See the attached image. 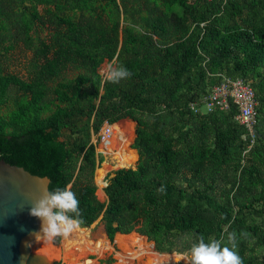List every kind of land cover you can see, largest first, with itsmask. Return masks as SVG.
<instances>
[{
  "label": "trees",
  "instance_id": "trees-1",
  "mask_svg": "<svg viewBox=\"0 0 264 264\" xmlns=\"http://www.w3.org/2000/svg\"><path fill=\"white\" fill-rule=\"evenodd\" d=\"M202 1L205 13L190 28L186 17L192 7L187 0H0V43L5 39L20 42L30 52L32 67L24 79L0 72V105L7 102L12 89L18 92L12 98L14 107L0 115V135L53 132L59 147L61 188L70 184L68 188L80 201V227H88L101 214L103 232L110 243L115 233L135 230L152 241L157 251H164L161 235L176 226L192 224V213L196 218L204 216L209 228L214 226L213 238L220 235V216L227 211L212 194L217 188L214 170L202 168L206 152L212 154V148L193 145L191 150L167 156L161 152L156 135H150L146 128L149 119L153 128H161L159 109L179 116L200 113H193L188 103L199 100L216 84L218 73L240 76L251 86L242 74L264 64L262 42H251L243 30L227 41L228 36H217L215 27L207 23L227 14L239 0H226L223 5L217 0ZM260 4L264 7V0ZM116 14H122V25ZM41 28L48 30L44 36L39 34ZM235 49L243 52L242 60H234L232 72L236 74L217 67L219 60L232 56ZM105 59L123 64L131 77L119 83L101 80L97 69ZM190 80L195 83L193 90L187 84ZM183 86L190 89L183 90ZM48 105L52 109L45 114ZM235 112L229 104L225 110L200 113L207 115L208 122H195L194 134L199 139L211 135L217 147L231 131L226 124L231 119L238 137L246 129L233 119ZM90 116L94 131L103 121H135L130 144L136 152L135 165L108 174L102 188L105 201L96 197L93 183L97 159L93 145L88 144ZM257 133L255 121L252 137ZM73 153L80 155V164L70 181L66 162ZM179 179L185 186L177 183ZM186 187L193 191L186 192ZM177 195L198 201L195 208L186 211L187 217L171 208ZM248 199L236 192L228 200L238 208H247ZM204 201L209 202V208L201 209ZM169 208L171 217L167 220ZM214 213L219 215L216 221ZM161 224L163 231L159 230ZM238 229L232 223L227 226L228 231L241 233ZM238 233L237 242L242 235Z\"/></svg>",
  "mask_w": 264,
  "mask_h": 264
},
{
  "label": "rangeland",
  "instance_id": "rangeland-1",
  "mask_svg": "<svg viewBox=\"0 0 264 264\" xmlns=\"http://www.w3.org/2000/svg\"><path fill=\"white\" fill-rule=\"evenodd\" d=\"M261 1V0H260ZM259 0H239L232 3L229 12L219 17L210 18L207 22L214 26L217 30V36H228L227 41L238 30H243L249 34L250 41H258L264 44V7L261 6ZM187 5L192 7V11L187 13L186 21L193 27L194 23L204 15L206 5L202 0H187ZM75 16V13H70ZM118 18L122 14H116ZM120 25L123 24L120 18ZM48 30L40 29L39 34L44 36ZM30 52L25 49L20 42H13L11 39H5L0 43V72L15 74L20 78H26L30 70ZM243 52L235 49L232 56L228 55L219 60V68L233 73L232 68L234 60H242ZM106 64L99 66L100 72L106 68ZM195 72V68H193ZM72 73H70L71 75ZM238 74V73H237ZM69 75V76H70ZM251 82L257 100L256 106V127L258 133L254 135L253 140L248 132L240 133L237 137V128L231 119H227L226 124L231 127V131L227 133L225 139H222L220 145L216 147L212 143V136L208 135L204 139H199L195 134V122H208L207 115H199L205 111L202 106L196 111L189 108L193 113H187L184 116H179L177 113H166L159 109L162 114V126L160 129L153 128L152 120L149 119L146 128L150 135H156L159 142L161 152L167 156H175L185 150H191L193 145H201L204 148H212L213 153L206 152V157L203 159L202 168L204 170H214L217 188L212 192L216 196L219 204L224 205L227 213L220 216V235L218 239H223L227 242L228 235L233 233L232 230H227L228 224L241 229L242 234L240 241L237 242L238 251L243 258L244 264H264V64L256 66L250 71L242 74ZM190 85L193 90L195 83L190 80ZM186 84V83H185ZM198 88V87H197ZM183 90H189L188 86H183ZM18 92L12 89L9 92V99L6 103L0 105V115H6L13 107L14 101ZM201 98V97H200ZM199 98V99H200ZM199 101V100H197ZM190 103V102H189ZM188 103V104H189ZM45 111L47 114L52 106ZM197 120V121H196ZM93 116L88 119V144H92L94 153L97 159V166L94 169L93 183L95 185V194L100 201H105L102 184L97 181V176L101 173L106 183L108 174L117 168H133L136 160V152L132 150L130 144L134 136L135 121L130 119H121L113 123H109L113 133L109 136V143L102 145L98 141L99 129H92ZM107 122V121H106ZM108 123V122H107ZM226 125L223 126V129ZM254 132V130H253ZM247 134L249 138H247ZM119 157L126 158L128 165L119 166L117 159ZM101 158V159H99ZM99 159V160H98ZM80 164V155H73L66 162L67 172L72 181L77 174ZM105 172V175L103 174ZM181 186H185L182 179L177 181ZM197 184V183H196ZM70 184L67 185L69 187ZM186 192H192L193 188L186 187ZM223 190L224 193H219ZM238 193L243 197H248L246 201L247 208H238L228 200L233 193ZM178 196V195H177ZM198 203L193 198L177 197V202L171 201V208L177 215L186 216V211L189 208H195ZM201 209L209 208V202L200 203ZM193 215V223L189 226H176L170 229L166 234H162V246L164 251H157L154 248L153 242L139 232L132 230L125 235H117L113 241L109 243L103 232L101 214L88 227H79L73 231L68 237L58 238V254L55 264H120L116 257L121 256L126 252V246L131 240L136 241L141 249H147L151 245L154 251L163 255L159 259H167L170 255L175 254L178 259L181 255H186L192 244L196 243L198 238L203 236L207 242L213 238L214 226L209 228L208 221L204 216L196 218ZM169 213L165 219L170 220ZM219 218L218 213H214V220ZM226 223V224H225ZM213 228V229H212ZM238 229V230H239ZM160 231L164 230V224L159 227ZM148 245V246H147ZM180 254V255H178ZM135 256L132 254L131 257ZM150 253L137 254L131 262L137 264H149ZM122 261V258L119 257ZM177 261V260H176ZM174 261L173 264H177ZM179 264H186L183 260ZM156 264H159L156 262Z\"/></svg>",
  "mask_w": 264,
  "mask_h": 264
},
{
  "label": "water",
  "instance_id": "water-1",
  "mask_svg": "<svg viewBox=\"0 0 264 264\" xmlns=\"http://www.w3.org/2000/svg\"><path fill=\"white\" fill-rule=\"evenodd\" d=\"M57 187L60 154L53 132L0 135V264L56 263L58 238H42L30 201Z\"/></svg>",
  "mask_w": 264,
  "mask_h": 264
},
{
  "label": "clouds",
  "instance_id": "clouds-1",
  "mask_svg": "<svg viewBox=\"0 0 264 264\" xmlns=\"http://www.w3.org/2000/svg\"><path fill=\"white\" fill-rule=\"evenodd\" d=\"M102 75L106 82L119 83L130 78L132 73L114 60L106 66ZM30 202V215L41 219L44 239L53 241L57 237H68L83 223L80 201L76 193L68 187L45 189ZM180 260H184L186 264H244L234 232L228 235L227 242L216 238H210L206 242L203 236L199 237L192 244L189 253L179 257L177 264Z\"/></svg>",
  "mask_w": 264,
  "mask_h": 264
},
{
  "label": "built area",
  "instance_id": "built-area-1",
  "mask_svg": "<svg viewBox=\"0 0 264 264\" xmlns=\"http://www.w3.org/2000/svg\"><path fill=\"white\" fill-rule=\"evenodd\" d=\"M205 1H212V0H205ZM220 2L221 5L225 3L226 0H217ZM113 60H103L101 64L108 65ZM100 64V65H101ZM99 68V67H98ZM98 74L101 77V80L104 79L103 72H100L99 69H97ZM220 76V80L213 84L207 92L201 96L199 101H192L188 104L189 108L196 111L198 109L196 107V104H199V106H202L205 111H211L214 109L218 110H225L228 108L229 104H232L236 112L233 115V119L239 124L242 125L248 134L252 138V127L255 124V116H256V104L257 101L254 96L253 89L251 88L248 81L244 80L240 76H236L234 78L227 77L224 75ZM99 135H98V141L101 142L102 145H105L109 143V136L113 133L112 128L109 123L106 121H103L99 126ZM105 175V172L103 173ZM102 177V186L105 184V180L103 181ZM126 246V252L122 254L121 256L118 255L116 257V260L120 264H125L128 261H132L135 257H137V254H143V253H150V262L149 264H156V260L159 256H163L152 248L150 245L147 249H141L142 246L138 245L136 241L131 240ZM148 246V245H147ZM132 254H135V256L131 257ZM180 255V254H178ZM119 257L122 258V261L119 260ZM131 264H137L134 262H131Z\"/></svg>",
  "mask_w": 264,
  "mask_h": 264
},
{
  "label": "bare ground",
  "instance_id": "bare-ground-1",
  "mask_svg": "<svg viewBox=\"0 0 264 264\" xmlns=\"http://www.w3.org/2000/svg\"><path fill=\"white\" fill-rule=\"evenodd\" d=\"M117 162H118L119 166H127L128 165L126 158L124 159L123 157H119L117 159ZM97 181L98 182L101 181V173L99 176H97ZM176 260H178V257L175 254H173V255H170V257H167V259L157 258L156 262H158L159 264H173L174 261H176ZM183 262H185V261L183 260Z\"/></svg>",
  "mask_w": 264,
  "mask_h": 264
},
{
  "label": "crops",
  "instance_id": "crops-1",
  "mask_svg": "<svg viewBox=\"0 0 264 264\" xmlns=\"http://www.w3.org/2000/svg\"><path fill=\"white\" fill-rule=\"evenodd\" d=\"M132 150H134V149H132ZM135 151V150H134ZM117 235H125V234H121V233H115V235H114V238L117 236ZM107 239V238H106ZM107 241H108V239H107ZM109 242V241H108ZM110 243V242H109Z\"/></svg>",
  "mask_w": 264,
  "mask_h": 264
}]
</instances>
